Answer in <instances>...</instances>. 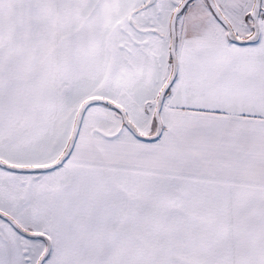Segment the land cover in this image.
<instances>
[{
  "label": "snow or ice",
  "instance_id": "snow-or-ice-1",
  "mask_svg": "<svg viewBox=\"0 0 264 264\" xmlns=\"http://www.w3.org/2000/svg\"><path fill=\"white\" fill-rule=\"evenodd\" d=\"M0 264H264V0H0Z\"/></svg>",
  "mask_w": 264,
  "mask_h": 264
}]
</instances>
